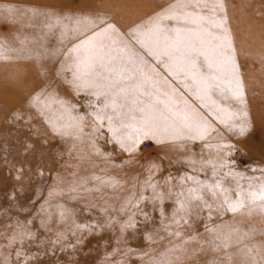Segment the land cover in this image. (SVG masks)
Segmentation results:
<instances>
[{
  "label": "rangeland",
  "instance_id": "obj_1",
  "mask_svg": "<svg viewBox=\"0 0 264 264\" xmlns=\"http://www.w3.org/2000/svg\"><path fill=\"white\" fill-rule=\"evenodd\" d=\"M45 1L38 7L39 12L60 16L92 13L93 19L95 14H100L126 33L142 22L147 27L150 17L176 3V0ZM19 3L0 0V233L4 234L0 245H5L0 252L8 255L11 249L7 243L15 234L13 229L17 222L28 220L32 223L25 227L36 234L35 238L28 240L22 249L18 241L15 245L18 250L36 257L26 264H149L150 257L167 254L169 241L186 247L189 251L185 257L193 248L207 249L195 259L185 258L183 264H212L213 261L219 264L220 260L227 264L228 256L239 264L247 257V248L253 249V255L256 249L264 251V236L259 234V229L264 228V214L226 213L213 214L211 218L202 215L192 228L185 226L182 237H169L161 230L158 236H163V240L154 233V241H149L144 232H152L158 224L121 235L119 224L107 227L106 216L111 208L101 211L106 207L105 201L118 207L117 197L122 200L133 190L139 192L149 177L163 184L171 175L176 183L180 176L196 174L194 170L204 166L205 171L198 175L201 179L211 178V166L205 162H219L221 150L217 145L236 144L240 153L231 157L234 168L249 177L260 175L259 168H264L261 150L264 142V0H222L214 13L209 12L218 20L223 18V28L216 31L218 35H226L231 45L236 68L230 78L233 87L237 82L242 84L245 101L243 105L232 102V108L233 111L247 110L250 132L240 137L230 130V125L220 123L202 109L218 129L211 138L191 141L186 136L161 134L145 140L132 152L106 143L110 137L106 129L102 130L103 134L94 131L99 125L86 114L91 111L84 102L87 97L77 94L72 86V76L67 70L71 60L67 54L91 31L85 32L83 24L77 26L74 20L67 19L56 24L54 18L46 17L45 22L38 24L31 18L35 7L25 11ZM24 11L32 13L23 18ZM62 63L64 69H61ZM81 113H85L83 121H79ZM55 126H61L62 131H57ZM80 127L83 131H79ZM65 130L68 135L63 134ZM93 143L102 153L112 155L97 153ZM205 143L209 147H204ZM252 166L257 167L255 172L250 170ZM227 170L218 169L219 172ZM93 173L115 177L121 184L116 190L82 192L79 199H69L67 189L72 181L88 177L85 186L93 187L97 183L91 179ZM241 183L246 185L247 181ZM225 186H229L227 180ZM65 208L69 212L62 219L60 212ZM205 226L216 227L222 233L236 229L241 236L255 234L244 237L242 243L230 241L227 248L216 250L214 244L219 241L214 240V233L205 231ZM193 235L197 238L188 240ZM130 248L134 251L129 252ZM239 249L244 252L237 255ZM11 259L15 261V255Z\"/></svg>",
  "mask_w": 264,
  "mask_h": 264
},
{
  "label": "snow or ice",
  "instance_id": "obj_2",
  "mask_svg": "<svg viewBox=\"0 0 264 264\" xmlns=\"http://www.w3.org/2000/svg\"><path fill=\"white\" fill-rule=\"evenodd\" d=\"M221 3L222 0H176L175 4L150 17L147 27L142 22L130 27L127 33L100 14H95V19L92 13L82 16H60L54 12L35 14L54 18L56 24H60L62 19L74 20L77 26L84 25L83 31H91L67 54L71 60L67 70L72 76V86L77 94L83 93L87 97L84 102L91 111L86 114L99 125L94 131L103 134L102 130L106 129L110 134L106 143L119 147L121 151L132 152L145 140L161 134L186 136L191 141L211 138L218 129L202 109L214 115L220 123L230 125V130L240 137L250 132L247 110L233 111L232 108V102L243 105L245 101L242 84L237 82L233 87L230 78L236 68L231 45L226 35H218L216 31L223 28V18L218 20L214 14H209L214 13ZM64 68L62 63L61 69ZM84 117L85 113H81L79 121ZM55 127L62 131L61 126ZM79 131H83V127ZM63 134L69 133L65 130ZM204 147L209 145L205 143ZM217 147L221 150L219 162H205L211 166V178L201 179L198 175L205 171L204 166L194 170L196 174L180 176L176 183L171 175L164 179L163 184L149 177L139 192L133 190L122 200L117 197L118 207L105 201L106 207L101 211L107 212L111 208V213L106 216L107 227L119 224L123 235L129 230L136 232L150 224H158L159 227L152 232H144L145 239L154 241V233L158 236L161 230L169 237H182L185 226L192 228L202 215L211 218L213 214L221 216L226 213L264 214V168H259V176L249 177L246 172L234 168L235 161L231 157L240 153L236 144ZM93 148L101 155H112L102 153L95 143ZM261 150L264 151V142ZM225 168L228 170L218 171ZM250 170L255 172L257 167L252 166ZM101 172H107V169H101ZM91 179L97 182L93 187L85 186L88 177H81L78 181L74 179L67 189L69 199H79L82 192H99L103 188L116 190L121 184L115 177L95 173ZM226 180L229 186H225ZM242 180L247 181L246 185L241 183ZM167 204L171 208H167ZM68 212V209H63L61 218H66ZM31 223V220L17 222L13 229L15 234L8 238L7 247L11 251L6 256L0 252L3 264H26V261L36 259L15 247L18 241L22 249L28 240L35 238L36 234L25 227ZM205 231L214 233V240L219 241L214 244L216 250L227 248L230 241L242 243L244 237L255 234L244 233L241 236L236 229L222 233L216 227L207 226ZM259 234L264 236V228L259 229ZM3 236L0 233V237ZM158 238L164 239L163 236ZM196 238L193 235L188 240ZM80 242L78 238L77 243ZM169 244L167 254L162 253L159 258L150 257L149 264H183L185 258L195 259L198 253L207 251L193 248L185 257L189 251L186 247L171 244V241ZM4 246L0 245V248ZM243 252L239 249L237 255ZM13 255L15 261L11 259ZM219 264H225V261L220 260ZM227 264L237 262L228 256ZM239 264H264V251L256 249L253 255V249L247 248V257Z\"/></svg>",
  "mask_w": 264,
  "mask_h": 264
},
{
  "label": "bare ground",
  "instance_id": "obj_3",
  "mask_svg": "<svg viewBox=\"0 0 264 264\" xmlns=\"http://www.w3.org/2000/svg\"><path fill=\"white\" fill-rule=\"evenodd\" d=\"M18 1L20 2L19 4H20L21 8H24L25 11L27 9H29V8H32V6L35 7V12L34 13L39 12L38 11V7H41V3L42 2L44 3V0H18ZM49 1H51V0H47L45 2H49ZM88 1H90V0H88ZM53 2H55V1H53ZM25 11H24V13L21 12V14H22L21 16L23 18L27 17L28 13H32L31 11H29L27 13ZM43 12H39V13H43ZM34 13H33V16H31V18L36 23L40 24V23H42V21L45 22L47 20L46 16L37 15V14L34 15Z\"/></svg>",
  "mask_w": 264,
  "mask_h": 264
}]
</instances>
